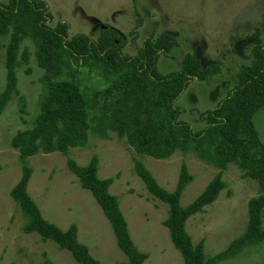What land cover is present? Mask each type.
<instances>
[{
  "label": "rangeland",
  "instance_id": "obj_1",
  "mask_svg": "<svg viewBox=\"0 0 264 264\" xmlns=\"http://www.w3.org/2000/svg\"><path fill=\"white\" fill-rule=\"evenodd\" d=\"M8 1V0H1ZM52 14L51 26L64 20L70 24L69 38L86 34L93 39L101 29L113 27L125 38L126 55H136L152 33L174 32L178 45L158 60L161 73L180 70L187 53L201 46L203 55L212 63L219 62V73L206 80L194 79L175 105L180 119L197 131L207 125V111L226 96L237 81L241 62L252 60L253 47L264 43V0H44ZM135 30V37L131 31ZM259 33L255 39L247 38ZM9 36L0 35V93L6 86V46ZM30 59L17 69L18 93L0 114V264H80L71 252L36 232L27 233L28 218L12 199L10 192L22 176L23 163L12 139L31 127L39 110L43 69L35 57V44L26 39ZM211 65V64H210ZM83 88L100 90L104 82L94 73H83ZM254 123L264 142V107L254 115ZM97 156L98 176L113 178L112 194L119 199L136 246L148 253L143 264H185L171 240L165 220L168 204L152 195L135 170L140 160L158 183L173 191L185 161L193 180L186 186L180 202L192 203L219 171L201 159L197 152L177 150L169 159H157L137 152L117 132L110 130L105 138L90 130L83 146L67 153H37L28 159L33 174L28 192L48 221L66 230L75 224L78 239L86 244L101 264H127L128 257L118 245L113 227L92 193L83 188L70 170L68 159L87 165ZM226 187L215 202L189 217L186 228L193 242L204 239V251L213 256L242 235L248 223V202L261 193L259 183L244 176V171L230 163L224 171ZM219 264H264V242L247 247L237 256Z\"/></svg>",
  "mask_w": 264,
  "mask_h": 264
},
{
  "label": "trees",
  "instance_id": "obj_2",
  "mask_svg": "<svg viewBox=\"0 0 264 264\" xmlns=\"http://www.w3.org/2000/svg\"><path fill=\"white\" fill-rule=\"evenodd\" d=\"M51 20L52 14L44 0H0V35L9 36L0 114L18 93V67L21 62H29L28 47L22 50L26 39L35 44V57L43 69L39 110L31 127L17 132L12 139L23 168L10 195L28 218L24 231L36 232L44 240L54 241L59 248L70 251L80 264H101L78 239L75 224L64 230L44 218L28 192L33 169L27 162L40 152L67 153L72 147L85 145L90 130L105 138L113 130L120 137H127L129 144L143 155L169 159L177 150L184 153L193 150L219 169L201 194L183 207L182 193L194 178L185 161L173 191L162 187L142 161H135V170L148 191L169 206L164 223L185 264H219L247 247L263 243L264 142L254 123V115L264 107V43L253 47L250 62L239 64L236 84L207 111V125L195 131L189 122L180 119L181 111L175 103L194 79L206 80L219 73V62L204 69L194 53H187L180 70L161 73L158 70L160 56L178 45L177 38L167 31L158 36L152 33L136 55H126L123 48L127 41L118 40L120 32L113 27L102 28L97 39L86 34L69 38L70 24L61 20L51 26ZM131 34L135 37L137 33L132 30ZM258 37V32L247 36ZM86 70L104 82L103 89L83 88ZM98 163L97 156L87 165L68 159L70 170L81 186L92 193L110 221L118 245L128 257L127 264H143L149 255L133 241L119 199L110 191L114 179L100 178ZM230 163L237 164L244 176L256 180L261 193L248 202L244 233L221 252L207 256L204 239L194 243L186 222L216 201L226 187L223 176Z\"/></svg>",
  "mask_w": 264,
  "mask_h": 264
},
{
  "label": "water",
  "instance_id": "obj_3",
  "mask_svg": "<svg viewBox=\"0 0 264 264\" xmlns=\"http://www.w3.org/2000/svg\"><path fill=\"white\" fill-rule=\"evenodd\" d=\"M105 28V27H103ZM169 35L175 36L176 34L171 31H167ZM195 56L198 60H200L201 66L205 69L207 68L210 64H212V61L208 60L204 55H203V49L201 46H198L196 48Z\"/></svg>",
  "mask_w": 264,
  "mask_h": 264
}]
</instances>
